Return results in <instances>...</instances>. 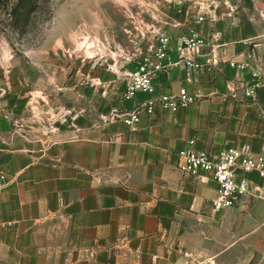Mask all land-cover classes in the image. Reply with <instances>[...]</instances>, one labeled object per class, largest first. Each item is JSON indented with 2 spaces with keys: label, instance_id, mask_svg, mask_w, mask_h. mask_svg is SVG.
Wrapping results in <instances>:
<instances>
[{
  "label": "crops",
  "instance_id": "1",
  "mask_svg": "<svg viewBox=\"0 0 264 264\" xmlns=\"http://www.w3.org/2000/svg\"><path fill=\"white\" fill-rule=\"evenodd\" d=\"M249 4L223 11L219 26L197 21L210 36L194 65L174 66L157 81L173 94L186 88L195 102L172 113L158 101L137 130L124 115L147 95H130L127 69L115 65L107 106L82 108L74 136L65 130L33 146L0 115V264H150L169 250L264 264V177L249 173L259 191L246 207L217 212L218 185L184 173L178 154L188 147L264 154V0ZM254 71L262 80L256 98L237 86Z\"/></svg>",
  "mask_w": 264,
  "mask_h": 264
},
{
  "label": "rangeland",
  "instance_id": "2",
  "mask_svg": "<svg viewBox=\"0 0 264 264\" xmlns=\"http://www.w3.org/2000/svg\"><path fill=\"white\" fill-rule=\"evenodd\" d=\"M243 5L249 0H40L29 32L0 26V115L33 146L56 141L82 108L107 106L111 65L126 67V78L161 37L177 45L200 15L215 27Z\"/></svg>",
  "mask_w": 264,
  "mask_h": 264
},
{
  "label": "built area",
  "instance_id": "3",
  "mask_svg": "<svg viewBox=\"0 0 264 264\" xmlns=\"http://www.w3.org/2000/svg\"><path fill=\"white\" fill-rule=\"evenodd\" d=\"M205 15H200L198 22L205 21ZM205 32L191 29L189 35L180 38L177 45L171 46L169 38H162L153 45L146 54L139 59L136 66L129 71V85L127 92L130 95L143 93L147 98L124 116L125 121L133 130H137L145 110L153 112L156 102H160L164 111L176 112L181 105H191L195 98L191 97L186 88L178 94L165 92V86L157 81L168 76L170 69L177 65H194V56L202 51L206 45ZM175 53L176 58H173ZM240 67H245L241 64ZM162 83V82H161ZM231 82L228 81V85ZM262 85L261 73L254 71L248 82L237 85L245 90L247 96L257 97ZM161 93L156 96L157 89ZM195 141L189 143L193 145ZM179 168L190 175H194L203 183L210 181L218 185L216 198L213 200V210L224 212L228 208L246 207L243 202L256 197L259 187L249 179V173L259 171L264 177V154H253L245 148H228L218 152L199 151L194 147L179 151ZM175 254L176 260L173 258ZM150 264H219L216 256L198 258L187 250H178V253L168 251L163 256L153 255Z\"/></svg>",
  "mask_w": 264,
  "mask_h": 264
},
{
  "label": "trees",
  "instance_id": "4",
  "mask_svg": "<svg viewBox=\"0 0 264 264\" xmlns=\"http://www.w3.org/2000/svg\"><path fill=\"white\" fill-rule=\"evenodd\" d=\"M39 2L40 0H0V16L4 19L0 26L19 32L20 35L29 32L36 24L33 22V15ZM51 11L49 9V13ZM1 30L3 31L0 27Z\"/></svg>",
  "mask_w": 264,
  "mask_h": 264
}]
</instances>
